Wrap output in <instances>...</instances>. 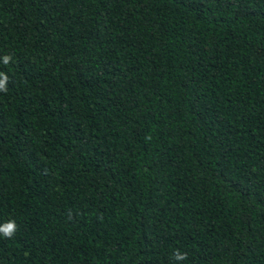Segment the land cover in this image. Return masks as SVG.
<instances>
[{
  "label": "trees",
  "instance_id": "trees-1",
  "mask_svg": "<svg viewBox=\"0 0 264 264\" xmlns=\"http://www.w3.org/2000/svg\"><path fill=\"white\" fill-rule=\"evenodd\" d=\"M0 72V264H264V0H0Z\"/></svg>",
  "mask_w": 264,
  "mask_h": 264
},
{
  "label": "clouds",
  "instance_id": "clouds-1",
  "mask_svg": "<svg viewBox=\"0 0 264 264\" xmlns=\"http://www.w3.org/2000/svg\"><path fill=\"white\" fill-rule=\"evenodd\" d=\"M11 59H12L11 56L5 55L2 58V62L4 65H8ZM8 81H9L8 75L4 72H0V92H7ZM16 230H17V225L15 221H8L3 225H0V235H2L6 239L11 238L15 234ZM173 258L176 261H182L186 258V254L181 253L179 250H177L173 254Z\"/></svg>",
  "mask_w": 264,
  "mask_h": 264
}]
</instances>
